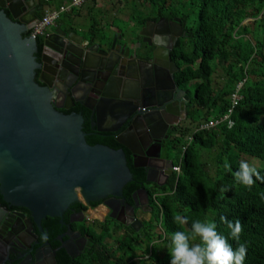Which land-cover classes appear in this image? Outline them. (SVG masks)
Masks as SVG:
<instances>
[{"label": "trees", "instance_id": "16d2710c", "mask_svg": "<svg viewBox=\"0 0 264 264\" xmlns=\"http://www.w3.org/2000/svg\"><path fill=\"white\" fill-rule=\"evenodd\" d=\"M52 1L60 8L71 0L45 3ZM90 3L92 13L97 0ZM139 4L148 5V11L142 14L133 5L129 19L134 25L164 17L178 18L184 27L185 36L171 52L179 68L178 84L194 83L187 120L175 139L181 157L174 165L180 166L181 174H174L169 187L151 201V215L153 206L157 208L154 230L160 229L159 233H153L150 226L146 230L143 221L139 231L111 227L112 236L107 223L101 224L100 235L88 227L93 239L89 250L67 264H170L173 232L187 231L195 219H210L218 232L228 236L221 217L243 225L240 239L247 243L244 264H264V183L257 180L249 189L233 176L247 158L264 163V0H141ZM72 13L74 9L68 14ZM100 27L96 20L90 25L92 38L105 37ZM117 32L123 34L119 27ZM219 70L224 75L220 85L212 80ZM234 94L238 101L229 115L233 126L224 121L212 129L198 130L208 120L227 115ZM97 141L87 139L89 144ZM225 162L230 168L224 167ZM257 170L264 177V167ZM126 188L135 186L128 183ZM178 212L189 218L188 225L174 222ZM107 238L113 241L110 247L105 244ZM229 243L237 247L235 241L229 239Z\"/></svg>", "mask_w": 264, "mask_h": 264}, {"label": "flooded vegetation", "instance_id": "af4514ba", "mask_svg": "<svg viewBox=\"0 0 264 264\" xmlns=\"http://www.w3.org/2000/svg\"><path fill=\"white\" fill-rule=\"evenodd\" d=\"M13 1L15 16L6 7L3 11L15 23H19L21 18L28 22L23 25V37L30 39L34 28L30 26L32 23L36 25L42 18L46 0ZM2 3L6 5L5 0ZM80 18V16L75 18L77 26L80 25ZM102 18L105 19L104 16ZM176 19L178 18L169 20L156 17V19L151 18L145 21L140 26L132 23L133 28L123 34L118 33L113 28V24H109V29H103L107 32L110 30L109 34L104 31L103 39L92 38L89 28L88 35L79 33V30L75 28L76 24H67L59 19L45 34L33 39L37 47L34 56L36 62L41 65V68L36 70L35 81L40 86H45L46 81L53 84L50 90L52 104L56 110L64 114L73 112L81 114L86 142L87 139L98 140L94 144L87 142L89 145H104L124 151L132 174V181L129 183L133 184L135 189H123L122 196L118 199L109 197L90 205H87L79 196L78 201L70 205L60 217H45L38 223L33 222L28 210L9 206L0 195V264H67L89 250L93 240L87 232L89 224H96L101 230V224H108L111 221L114 224L112 227L119 224L134 229L126 225L130 218L142 223V219L137 216L138 213L142 215L148 213L150 216L152 199L162 195V192L169 187L174 175L175 158L172 152L176 149L175 139L178 137L177 131L187 120L191 102V100L186 102L184 95L193 97L184 86L178 84L176 77L179 68L171 59V52L176 48L179 40L185 36L180 19L179 21ZM147 23L150 25L145 28ZM56 30L57 34L51 39H55L61 45L65 44L64 38L69 33H75L81 38L82 43L86 41V47L98 45L101 51L108 54L107 65L97 71L99 73L97 76L103 80L101 84L98 82V87H103L102 89L104 86L107 87L106 96L104 95L100 104L97 90H91V86H88L89 91H87L83 85H77L74 93L70 92V86L74 87L76 83L75 77L80 64L76 58L66 53L64 47L59 48L47 43L46 38L53 35ZM178 33L179 36H177ZM167 36L169 44L173 47L169 51V62L173 63L177 70L173 74V84L164 80V72L170 74L171 69L164 67L163 51H157L156 63L153 59L159 43H164L166 40L164 37ZM174 37H176L175 43H173ZM42 64L46 65L43 77H41ZM64 77L65 81L59 82ZM124 84L130 87L127 99L131 101H126L121 96L120 88ZM164 88L169 97L165 102ZM125 102L131 103V106L125 108L122 105ZM182 102L185 103L184 113L181 111ZM98 104L106 112V120L101 125H97L91 119L92 112L85 107L94 108ZM114 106L119 108H116L114 112L116 118L112 121L107 117V112ZM126 116L128 118L122 121ZM145 117L155 118L152 129L146 125ZM133 120L135 124L131 126ZM119 125L118 130L114 132L105 131ZM98 128L101 131H98ZM128 128L127 138L122 140L128 143V135L131 133L135 135L140 143V146L135 149V154L130 153L116 141ZM135 164L139 167H135ZM98 208H101V219L89 220L87 213L96 211ZM137 227L136 225L135 228Z\"/></svg>", "mask_w": 264, "mask_h": 264}, {"label": "water", "instance_id": "95a60500", "mask_svg": "<svg viewBox=\"0 0 264 264\" xmlns=\"http://www.w3.org/2000/svg\"><path fill=\"white\" fill-rule=\"evenodd\" d=\"M3 1L0 0V195L3 201L9 206L28 210L33 222L38 223L45 217H60L70 205L78 201L79 196L87 205L109 197L120 198L124 187L132 181L124 151L104 145H89L82 130L81 114H64L56 110L50 90L53 84L46 81L45 86H40L35 81L36 70L41 65L34 56L37 51L35 42L23 37V25L28 22L23 18L19 23L11 21L3 8L6 7L15 16L14 1L5 0L6 5ZM34 26L35 23H32L30 28ZM56 34L57 30L47 37V43L64 47L66 53L80 64L76 83L74 87L70 86V92L74 93L77 85H83L87 91L88 86H91V90H97L100 104L106 96L107 87H98V82L101 84L103 80L97 76V71L107 65L108 54L101 51L98 45L86 47V41L82 43L75 33H69L64 38L65 44L61 45L51 39ZM168 39V36L164 37V43H159L153 59L156 63L157 51H163L164 67L171 69L170 74L164 72V80L173 84V74L177 70L169 62V51L173 47ZM175 42L176 37L173 38ZM45 70L46 65H43L41 77ZM92 75L95 77L92 78ZM65 79L59 82L63 83ZM129 90L127 84L120 88L121 96L126 101H131L127 99ZM167 94L164 88V102L169 99ZM184 100L189 102L190 97L184 95ZM99 104L94 108L85 106L92 112L91 119L97 125L106 120V112ZM122 105L126 108L131 103ZM184 106L182 102L183 113ZM116 108L119 107H111L107 112V117L112 121L116 118ZM124 118L128 117H123L122 121ZM154 121L155 118L145 117L150 129ZM134 124L133 120L131 126ZM119 127L105 131L114 132ZM129 128L116 141L135 154V149L140 146L135 135H128V143L122 140L127 138ZM98 131L101 130L98 128ZM135 167L139 166L135 164ZM126 225L135 231L142 227V223L134 218H130Z\"/></svg>", "mask_w": 264, "mask_h": 264}, {"label": "clouds", "instance_id": "9594fccd", "mask_svg": "<svg viewBox=\"0 0 264 264\" xmlns=\"http://www.w3.org/2000/svg\"><path fill=\"white\" fill-rule=\"evenodd\" d=\"M224 167L230 168L225 162ZM237 183L251 189L257 180L264 183V177L257 168L247 161H241L238 171L233 173ZM226 191V189H221ZM222 223L229 230L228 236L217 231L213 220L195 219L187 231L178 230L171 234L170 264H244L247 255V243L241 242L243 225L239 220L229 221L221 217ZM174 222L188 225L189 218L182 213L174 216ZM229 239L236 242L233 248ZM198 241V242H194ZM146 259H148L146 257Z\"/></svg>", "mask_w": 264, "mask_h": 264}, {"label": "rangeland", "instance_id": "374dc122", "mask_svg": "<svg viewBox=\"0 0 264 264\" xmlns=\"http://www.w3.org/2000/svg\"><path fill=\"white\" fill-rule=\"evenodd\" d=\"M139 1L141 0H97V7L95 8L96 10H93V12H90V6H91V0L89 2H86L81 8H74V13H72V15H69L68 13L61 15L60 20L61 21H65L64 23L67 24H72L75 25V28L77 29V31L79 33H84L86 35H88V28L90 27L91 24H93L94 20H96L99 25L102 27V29H109V24H113V26L115 28L118 27L121 28V31L123 33H128V31L133 28L132 26V21L129 19L130 15L132 14V8L133 5L135 8H137L138 10L142 11V14L148 11V5H144V6H140ZM46 4V3H45ZM49 5H46V8H50V9H58L56 8V4L54 1L49 2ZM77 10H80V14H76ZM89 12V13H88ZM80 16V25L77 26L76 22V15ZM90 16H88V15ZM102 15V16H101ZM83 16V17H82ZM105 17V19H103L102 17ZM113 17H116L115 19ZM79 18V17H77ZM109 22V23H108ZM100 27V28H101ZM107 34H109L108 32L110 30H104ZM87 32V33H86ZM186 48V47H185ZM223 76L222 72L219 70L218 72H216L213 77L212 80L213 82H215L216 84H222L223 83ZM189 92L190 95L193 96L194 94V83H188L184 86ZM175 144H177V142H175ZM180 144L176 145V149L172 152L173 157L176 160H180L181 157V152H180ZM248 163H250L251 165L255 166L256 168L259 167H264V163L259 160V159H250L247 158ZM153 210L154 213L150 216L148 213H144L143 215L138 213L137 216L140 217L143 221V223L145 222V227L146 230H150L148 228V226L152 227V232L157 234L160 232V229H155L157 225V218L155 216V214L157 213V208H155L153 206ZM101 213V208L96 209V211H92L87 213V218L89 220L92 219H101L102 215H100ZM100 216V217H99ZM100 221V220H99ZM150 224L146 223L149 222ZM90 226H88L90 228V231H92L93 233L100 235L102 232L101 230H99V228H97V225H93V224H89ZM114 224L111 223V221H109L108 223V235L112 236V231H111V227ZM118 226L119 229L121 230H125L126 229L122 226L119 225H115ZM152 233V234H153ZM105 244L110 247L113 245V241L110 239H105Z\"/></svg>", "mask_w": 264, "mask_h": 264}, {"label": "built area", "instance_id": "2783aa9c", "mask_svg": "<svg viewBox=\"0 0 264 264\" xmlns=\"http://www.w3.org/2000/svg\"><path fill=\"white\" fill-rule=\"evenodd\" d=\"M90 0H71L65 4H63L58 9H45L42 18L39 20V22L34 26L30 37L32 39L39 37L46 33V31L51 28L57 20L60 19L61 15L70 12L74 8H81L86 2H89ZM241 85H239L237 88L239 89ZM232 108L228 111V114L225 115L222 118L219 119H210L206 123L201 124L198 127V130H209L216 126H218L220 123L224 121H228L229 127L233 126V123L229 120V115L231 114L233 107L236 105V102L238 101V97L236 94L232 95ZM187 141H191V138L188 137ZM185 150V147L182 149V151ZM173 173L176 175L181 174V169L179 165H175L173 168Z\"/></svg>", "mask_w": 264, "mask_h": 264}]
</instances>
